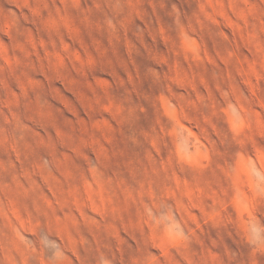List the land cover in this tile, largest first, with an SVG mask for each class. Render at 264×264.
<instances>
[{
    "label": "clouds",
    "instance_id": "9594fccd",
    "mask_svg": "<svg viewBox=\"0 0 264 264\" xmlns=\"http://www.w3.org/2000/svg\"><path fill=\"white\" fill-rule=\"evenodd\" d=\"M0 264H264V0H0Z\"/></svg>",
    "mask_w": 264,
    "mask_h": 264
}]
</instances>
